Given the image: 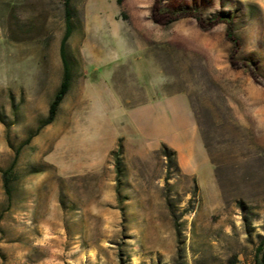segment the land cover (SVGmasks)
<instances>
[{
	"label": "rangeland",
	"instance_id": "rangeland-1",
	"mask_svg": "<svg viewBox=\"0 0 264 264\" xmlns=\"http://www.w3.org/2000/svg\"><path fill=\"white\" fill-rule=\"evenodd\" d=\"M70 8L72 83L37 131L62 78L64 0H0V264H254L264 238V0ZM106 15L123 37L84 27ZM144 89L188 96L212 179L171 163L158 143L169 133L149 127L155 111L136 109Z\"/></svg>",
	"mask_w": 264,
	"mask_h": 264
},
{
	"label": "crops",
	"instance_id": "crops-1",
	"mask_svg": "<svg viewBox=\"0 0 264 264\" xmlns=\"http://www.w3.org/2000/svg\"><path fill=\"white\" fill-rule=\"evenodd\" d=\"M91 21L92 22L90 23L84 24L86 30L88 28H93L106 31L108 33L109 28L111 27L114 30L112 36L115 35L117 37H123V34H120L119 30H117L118 25L116 24L115 20H112L107 15L104 19H101L98 16H92ZM71 35L67 42L71 38ZM101 46L102 44L100 46L88 44L84 46L83 50L87 54L92 55L95 51L98 55ZM99 53H101V50ZM64 55L68 61L69 54L67 51V43L65 46ZM98 57L99 56H95L93 61L96 62V66L100 65V67H102V58ZM107 65L108 63L106 66ZM132 67L136 69V62L132 64ZM136 83L139 85L141 84L138 82V80ZM143 93L145 95V99L136 105V109H144L143 111H155L153 121L154 124L150 123L149 127L151 129L152 126H154L158 130L169 133V136L160 135L158 138V143L164 144L175 151L179 171L184 175L194 176L198 180H200V178H204L203 175H207L208 179H212L213 166L209 160L204 141L201 137L198 123L188 96L183 92H178L154 98L151 97L150 92L147 89H144ZM139 128H141V131L146 130L144 126H140Z\"/></svg>",
	"mask_w": 264,
	"mask_h": 264
},
{
	"label": "trees",
	"instance_id": "trees-1",
	"mask_svg": "<svg viewBox=\"0 0 264 264\" xmlns=\"http://www.w3.org/2000/svg\"><path fill=\"white\" fill-rule=\"evenodd\" d=\"M117 4L121 5L122 0H117ZM64 14H65V29H64V34L60 41V56H61L62 69H63L62 78H61L59 88L55 92L53 99L49 104L47 117L40 124L37 131H39L44 126L51 124L54 121V119L56 118L58 109L61 103L63 102L65 96L69 92V89L71 86L72 72L68 64V61L64 55V50H65L67 40L70 37L72 30H73L72 23H71L70 0H64ZM153 21L157 22L156 18H153ZM28 141L29 139L26 142ZM162 149L165 153H168L171 163L179 170L178 164L176 161L175 151L168 148L164 144L162 145ZM17 153L18 152H16V154ZM8 174H9L8 170L2 171L3 186H4L6 194L9 195ZM254 264H264V238L260 241L257 247Z\"/></svg>",
	"mask_w": 264,
	"mask_h": 264
},
{
	"label": "bare ground",
	"instance_id": "bare-ground-1",
	"mask_svg": "<svg viewBox=\"0 0 264 264\" xmlns=\"http://www.w3.org/2000/svg\"><path fill=\"white\" fill-rule=\"evenodd\" d=\"M98 14V13H97ZM105 18V17H104ZM114 31V30H113ZM99 58V57H98Z\"/></svg>",
	"mask_w": 264,
	"mask_h": 264
}]
</instances>
